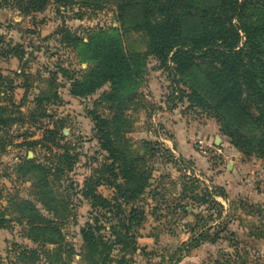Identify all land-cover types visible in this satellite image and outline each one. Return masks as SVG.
I'll list each match as a JSON object with an SVG mask.
<instances>
[{"label": "rangeland", "instance_id": "374dc122", "mask_svg": "<svg viewBox=\"0 0 264 264\" xmlns=\"http://www.w3.org/2000/svg\"><path fill=\"white\" fill-rule=\"evenodd\" d=\"M116 5L113 0H49L35 9L29 0H0V214L10 226L0 228V264H28L31 250L36 251L35 264H86L80 258L79 232L98 213L107 218L97 217L103 234H127L122 244L111 246L105 264H176L199 235L204 240L191 249L200 264H264L263 252L257 255L247 242L252 231L264 239V201L236 197L237 180L264 196V159L238 150L220 131L214 113L190 102V78L183 84L184 78L146 54V38L133 27L138 11L126 9L121 20ZM246 14L250 22H264L262 10L249 8ZM111 28L117 29L129 54L143 56L136 90L125 93L122 108L116 104L121 113L102 97L108 84L88 96L69 93V84L81 81L89 67L82 45L93 31ZM119 114L122 119L113 124L112 137L132 159L139 157L145 182L139 194L125 195L128 200L122 188L108 183L115 179L99 148L93 118L110 120ZM251 128L250 138L258 144L264 130L254 121ZM251 128L241 126L245 133ZM179 139L182 148L196 152L194 157L177 152ZM59 154L61 163H67L68 154L73 165L57 189L69 204V217L59 224L64 244L53 247L33 243L26 229L10 220L17 214L13 201L33 202L37 197L33 182L24 176L23 162L47 166ZM227 166L239 172L230 171L228 179L222 176L221 183L231 184L226 193L215 176L226 174ZM122 182L115 180L117 185ZM87 186L108 200L110 208L92 206L84 197L89 191L82 192ZM219 197L230 199L222 205ZM133 216L136 221L126 228ZM182 229L186 239L175 245L180 237L175 232Z\"/></svg>", "mask_w": 264, "mask_h": 264}, {"label": "trees", "instance_id": "16d2710c", "mask_svg": "<svg viewBox=\"0 0 264 264\" xmlns=\"http://www.w3.org/2000/svg\"><path fill=\"white\" fill-rule=\"evenodd\" d=\"M113 1L121 20L126 9L132 7L138 11L133 27L146 38L145 53L158 58L162 66L181 78H190V84L183 80L190 90V102L213 112L221 125L220 131L238 150L264 159V134L258 144L250 138L252 121L264 130V22H250L246 14L249 8H254L262 10L264 15V0H217L215 4L204 6L197 5V0ZM48 2L29 0L35 9ZM82 50L89 67L81 81L74 80L69 84V93L77 97L88 96L108 84L109 91L102 97L109 105H115V112L121 113L123 110L116 104L122 108L125 93L136 90V76L143 73V56L129 54L121 35L113 28L93 31ZM93 118L99 148L109 160V173L115 180L123 179L122 185H117L115 180L108 183L115 185L117 190L122 188L123 198L126 194L134 197L144 188L145 182L137 165L140 162L138 156L132 159V155L120 149L113 139V124L120 122L121 114L110 120ZM243 124L247 129L251 128V132L245 133L241 129ZM54 156L48 160L47 166L29 160L23 162L26 167L24 176L33 182L37 195L34 201L43 207L47 216L39 213L34 201L22 199L13 201L17 214L10 220L26 229L25 236L33 243L41 241L42 245L53 247L63 243L65 236L59 224L69 217V204L60 199L57 189H60L62 174L66 176L73 165L68 154H65L67 163H61L60 154ZM84 191H89L84 197L89 198L92 206L110 208L109 201L95 195L90 187H84ZM99 216L107 221L105 215L98 213ZM97 217L85 223L79 232L82 240L80 258L86 264L109 262L111 246L122 244V239L127 238V234H115L116 231L103 234L104 226L98 224ZM132 219L136 221L134 216L131 217L126 228H131ZM0 228H10L5 225L1 214ZM203 240L200 235L193 237L180 257ZM35 252L31 250V257L27 260L32 261L28 264H35Z\"/></svg>", "mask_w": 264, "mask_h": 264}, {"label": "crops", "instance_id": "0c3cea01", "mask_svg": "<svg viewBox=\"0 0 264 264\" xmlns=\"http://www.w3.org/2000/svg\"><path fill=\"white\" fill-rule=\"evenodd\" d=\"M181 143L180 139L178 142L175 143V147L177 149V152L184 155V156H190V155H193V157L195 156L196 152L189 148V147H184L182 148L181 145L179 144ZM227 169V175L225 173H221L219 174L218 176H215V178L217 179L216 182L218 183V185H222L224 187V189L226 190V193L228 192L227 191V187L228 186H231V184L229 183V181L225 182V183H221V179H222V176L223 178L225 179H228V177H231V176H228L229 172H239V170H235V167L234 168H229V166L226 167ZM225 174V175H224ZM230 180V179H229ZM238 182H241L240 184H238ZM221 183V184H220ZM237 186H236V197L239 198L240 200H244L246 197L251 199V200H258V201H264V196L260 195L262 193H259L258 190L253 191L252 188H249V185L246 184L245 182L241 181V180H237L236 182ZM233 197V196H232ZM220 200H217L219 201L222 205L226 203V201H228V199H230L229 197H219ZM240 229V233H248L246 231V228L244 227H241V226H236V228ZM186 230V229H185ZM185 230H179V231H176L175 232V235H180V237H177V240H176V243L175 245H177V243L179 242V244H181L183 241H185ZM259 232V231H258ZM255 233H257L256 231L252 233H249L247 235H249V240L247 241L249 243V245L254 249L256 250V254L258 255L259 252H263L264 254V239L263 238H258L255 237ZM194 249V248H193ZM191 249L188 253L182 255L179 259V261L176 262V264H200L201 262H199V260L197 259V257H195V252L196 250H193ZM259 257V256H258Z\"/></svg>", "mask_w": 264, "mask_h": 264}]
</instances>
